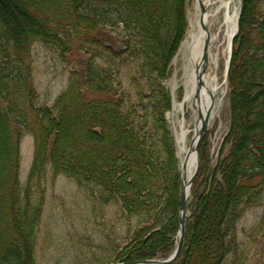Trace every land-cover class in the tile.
I'll use <instances>...</instances> for the list:
<instances>
[{"label":"trees","instance_id":"16d2710c","mask_svg":"<svg viewBox=\"0 0 264 264\" xmlns=\"http://www.w3.org/2000/svg\"><path fill=\"white\" fill-rule=\"evenodd\" d=\"M186 2L0 0V264H52L38 254L46 168L81 187L98 215L92 242H77L68 264L172 251L181 180L165 120L170 94L159 80L185 35ZM244 4L228 72L229 131L215 163L200 146L184 244L172 264H264V242L259 258L254 252L264 215L251 250L237 232L242 214L264 205V3ZM106 28L108 39L100 35ZM34 43L62 59L75 45L88 56L52 106L37 103ZM91 92L103 97L90 100ZM27 134L34 148L22 185Z\"/></svg>","mask_w":264,"mask_h":264},{"label":"rangeland","instance_id":"374dc122","mask_svg":"<svg viewBox=\"0 0 264 264\" xmlns=\"http://www.w3.org/2000/svg\"><path fill=\"white\" fill-rule=\"evenodd\" d=\"M195 6V0H187L185 8L187 28L185 35L180 40L178 49L169 62L165 78L159 80L163 90L167 94L170 93V99H173L176 104H180L183 101L186 93L183 79L184 71L181 68L183 66L181 49L183 42L187 38L188 30L190 29V20L195 14ZM211 11L212 16H208L207 26L209 28L210 36L215 35L216 37L211 43L210 51L212 55L217 54V66H210L209 63L206 71L209 70L208 72L217 76V79L224 90V98L222 102H220L221 104L219 103L214 109L213 115L210 119V127L203 137L205 139V144L208 147L209 157L214 163L223 137L229 129L230 121L226 96L227 81H225L226 79L224 77L225 59L227 54L223 53V50L226 47V41L224 38L225 30L221 27V25H223V13H219L214 17L213 7L208 10V15ZM105 31L106 34L100 35L103 36V38L108 39V28H106ZM96 36H99V34H96ZM87 59L88 56L81 51L77 45H75L71 52L62 59L52 47L43 43H34L31 46L30 60L33 77L32 85L36 88L35 91L38 93L37 103L39 105H52L54 99L67 87L71 76L70 72H75V76L77 74L80 75ZM97 97L103 96L97 92H91L87 98L93 100ZM173 111L174 110L171 108L170 111L165 112L166 124L168 127L170 126L171 129L177 120H181L182 118L189 120L193 112L190 102L187 103L186 101L182 103L180 110H177V112ZM190 125L193 126V122H191ZM191 139L192 133L190 132L187 135L188 145L190 144ZM33 148V136L29 134L24 136L20 142L21 162L19 180L22 185L26 181L33 156ZM179 159H181L180 153ZM43 187L44 209L41 228L38 235V237H40L41 245L40 248L38 246V254H41L42 252L45 255L47 260H44V262H52V264H68V260L73 258L77 251L74 247H79L77 242L85 243L86 239L92 242V239L94 238L93 232L95 231V227L98 226L95 222L98 215L93 214L92 205L86 200L82 188H79L67 177L58 175L55 178H52L50 170L46 168ZM105 210L108 211V206H106ZM263 215L264 205L260 208H250L246 210L238 220L237 232L239 239L248 243L250 250L252 248V242L248 238L251 237V235H255V231L252 232V229ZM187 217L188 215H186V220ZM103 221L108 225V213L103 218ZM76 233L82 234L83 239L77 237ZM256 236L259 239V244L254 252L257 251L256 253L259 258L262 254L260 247L264 242V233L262 234L260 230L256 233ZM41 247H43L42 250ZM254 262L256 261H252V263Z\"/></svg>","mask_w":264,"mask_h":264},{"label":"bare ground","instance_id":"6f19581e","mask_svg":"<svg viewBox=\"0 0 264 264\" xmlns=\"http://www.w3.org/2000/svg\"><path fill=\"white\" fill-rule=\"evenodd\" d=\"M206 4H213V0H205ZM195 14L190 20V29L188 30L187 38L182 44L181 49V57L183 61V66L181 67L184 71L183 73V79H184V87H185V101L188 103L190 100L192 101V115L190 116L189 120H185V118H182L181 120H177L176 123L173 126L174 129V136L176 138V145L177 150L180 153V156L182 154H186L187 151V135L190 133L189 129L192 127L190 125L191 122H195V125L193 124L192 131L197 130L200 126L199 120H196L195 114L196 111L200 110L201 114H204L206 109L210 106V104H216L218 100L215 102V98L218 96L220 90L221 93L224 95V91L222 89V86L219 85L217 76L212 75L210 72L202 75L199 72L200 63H201V55H202V47L204 44V32L201 28V20L203 22H207L208 15H204L203 18H201V15L198 13L197 10H199L198 4L196 3L195 6ZM222 9L224 12V25L226 27L225 29V40L227 41V44L225 49L223 50V53H228V46L229 42L232 37V32L235 28V12H230V0H222L221 8L220 6L216 8L215 14L219 12V10ZM216 39L215 35H211V41ZM211 48V46H210ZM209 48V60H210V66H217V54L212 55L211 49ZM222 95V98H223ZM182 107V104H176L174 102L173 106V112H177V110H180ZM192 117V118H191ZM196 120V121H194ZM195 145V142L192 144V150L189 153L188 159L186 161L185 166V172L186 177H189L190 174H192L195 164H196V156L193 151V146Z\"/></svg>","mask_w":264,"mask_h":264},{"label":"water","instance_id":"95a60500","mask_svg":"<svg viewBox=\"0 0 264 264\" xmlns=\"http://www.w3.org/2000/svg\"><path fill=\"white\" fill-rule=\"evenodd\" d=\"M201 12H204V8L201 6ZM202 28L205 32V41L204 46L202 49V56H201V67L199 68L200 74H204L205 70L207 68L208 64V46H209V34L208 29L206 26L202 23ZM199 117L201 118V128L199 130V139L195 146V150L198 149V144L200 139L204 136L206 131V126L208 122L209 117V110L205 114V117H201L199 114ZM187 158V155L185 156V159ZM197 168L195 169L194 173L190 177H186L185 172V160L181 163V179H182V188H181V198L179 202V215H178V233H177V243L174 251L167 257V258H161V259H146L141 261H131V262H125L121 264H169L172 263L176 258L179 256L181 248L183 246V240L185 235V219L187 215V204H188V198L190 193V185L192 183V180L196 174Z\"/></svg>","mask_w":264,"mask_h":264}]
</instances>
